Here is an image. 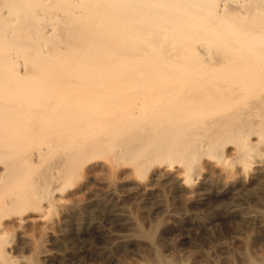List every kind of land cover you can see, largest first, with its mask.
Instances as JSON below:
<instances>
[{"label": "bare ground", "instance_id": "bare-ground-1", "mask_svg": "<svg viewBox=\"0 0 264 264\" xmlns=\"http://www.w3.org/2000/svg\"><path fill=\"white\" fill-rule=\"evenodd\" d=\"M115 168L143 213L188 191L264 239V213L240 210L264 201V0H0V239L40 227L38 258L66 259Z\"/></svg>", "mask_w": 264, "mask_h": 264}, {"label": "rangeland", "instance_id": "rangeland-1", "mask_svg": "<svg viewBox=\"0 0 264 264\" xmlns=\"http://www.w3.org/2000/svg\"><path fill=\"white\" fill-rule=\"evenodd\" d=\"M123 177L118 168L100 174L103 180L116 184ZM119 184L114 195L101 194L99 207L84 209V212L82 209V221L78 220V227H70L78 228L76 239L61 241L65 248L61 249L67 250L69 258L55 257L47 262L38 258V252L51 247V243L48 244L45 236L47 240L43 238L42 228L32 226L25 230L32 238L31 242L24 243L17 230L8 231L1 237L4 259H9L11 264H66L81 246H88L87 254L73 264H115V259L124 264H261L264 261V239L256 240L252 235L248 239L237 238L236 233L242 228L238 212H229L226 205H221L214 197L196 206L186 191L181 197L185 204L182 212L175 213V202L169 198L167 205L172 211L157 216L139 209L136 187L122 188ZM90 189L100 190L95 184L90 185ZM80 194L81 200L88 198L87 194ZM56 205L49 217L53 228L58 227L62 210L59 204ZM114 207L123 212H109L108 209ZM245 209L264 213V201L248 198L240 207V210Z\"/></svg>", "mask_w": 264, "mask_h": 264}]
</instances>
